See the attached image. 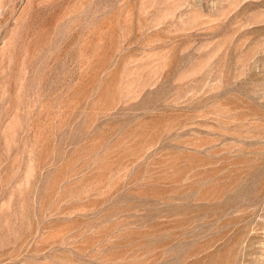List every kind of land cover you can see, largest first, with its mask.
I'll return each instance as SVG.
<instances>
[{
	"label": "rangeland",
	"instance_id": "rangeland-1",
	"mask_svg": "<svg viewBox=\"0 0 264 264\" xmlns=\"http://www.w3.org/2000/svg\"><path fill=\"white\" fill-rule=\"evenodd\" d=\"M0 264H264V0H0Z\"/></svg>",
	"mask_w": 264,
	"mask_h": 264
}]
</instances>
